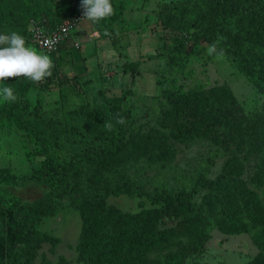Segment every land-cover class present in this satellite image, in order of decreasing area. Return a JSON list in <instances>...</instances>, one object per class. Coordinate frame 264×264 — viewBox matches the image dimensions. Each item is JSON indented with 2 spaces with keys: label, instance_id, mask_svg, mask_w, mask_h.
Listing matches in <instances>:
<instances>
[{
  "label": "trees",
  "instance_id": "1",
  "mask_svg": "<svg viewBox=\"0 0 264 264\" xmlns=\"http://www.w3.org/2000/svg\"><path fill=\"white\" fill-rule=\"evenodd\" d=\"M199 2L197 8L191 9V16L185 17L182 42L193 41L194 46L206 42L205 47L216 42L218 50L222 48L224 55L264 92V0ZM111 3L115 14L95 26L97 37H109L116 44L121 34L132 29L126 18L130 6L129 0H111ZM17 4L24 5L21 13L28 7L31 9L28 30L32 19L44 20L55 27L76 14H83L81 0H0V27L16 16ZM158 24L162 26L163 20ZM29 34L32 40L31 30ZM79 48L75 47V51ZM52 54L55 67L51 77L40 83L24 77L9 78L6 84L14 88L18 100L0 102V126L17 133L29 166L23 172L9 165L0 166V264H32L44 242H56L46 226L47 216L25 222L24 211L44 198L49 199L55 213L67 207L76 211L97 207L112 196L124 194L146 198L156 211L184 213L179 224L183 226L174 229L150 227L143 231L144 215L131 224V242L137 246L144 240V251L151 253L144 264H186L192 254L204 250L212 231L223 223L236 222L239 231H254L256 242L264 244V188L259 197L231 185L238 156L249 146L264 150L262 113L249 118L227 85L182 93L171 102L166 114L174 134L178 132L184 139H195L207 146L196 169L176 174L174 183L162 180L152 187L113 166L112 176L103 174L97 179L92 174L98 166L130 145L135 126L152 113L146 95L134 87L142 73L144 57L126 59L118 65L120 77L114 79L106 78L105 72L97 69L69 78L62 76L61 63ZM154 54L148 52L145 57L150 59ZM159 54H165L164 50ZM157 82L163 89V80ZM113 87L122 89L121 97L113 99L104 95L106 89ZM52 91L59 93L54 102L45 96ZM120 117L125 118V125L116 123ZM105 122L113 124L112 131L105 129ZM220 159H225L224 166L229 170L224 168L225 172L214 181L210 174ZM258 181L264 186V169L259 171ZM32 183L44 187L38 199H25L12 191ZM205 187L208 191L200 200ZM214 201L218 204L214 205ZM127 224L118 215L111 227L116 231ZM123 246L124 243L118 247L123 249ZM248 264H264V254Z\"/></svg>",
  "mask_w": 264,
  "mask_h": 264
},
{
  "label": "rangeland",
  "instance_id": "2",
  "mask_svg": "<svg viewBox=\"0 0 264 264\" xmlns=\"http://www.w3.org/2000/svg\"><path fill=\"white\" fill-rule=\"evenodd\" d=\"M199 4V0H129L126 18L132 29L121 34L116 44L109 37H97L95 23L84 18L73 33L74 39L81 45L77 52L70 45L52 52L61 63L62 76L69 78L76 73L97 69L104 71L106 78L114 79L120 77L118 65L126 59L144 57L142 73L136 78L134 87L138 93L146 95L152 113L135 126L130 145L100 164L93 177L100 179L103 174L112 176L113 166L152 187L162 180L174 183L176 174L193 172L208 148L195 139H184L178 132L174 134L166 114L171 102L182 93L227 85L249 118L253 115L254 118L258 112L264 115V92L258 90L252 77L244 74L225 55L219 59L209 56L208 47L204 46L206 42L200 46H194L193 41L182 42L185 17H190L191 9ZM21 6L24 5H16V16L0 27V34L15 31L25 37L26 46L51 56L32 43L30 28L28 30L31 9L28 7L21 13ZM161 20L164 22L162 26L158 24ZM145 25L150 28L145 30ZM159 50H164L165 54H159ZM148 52L155 53L153 58L145 57ZM90 77L87 79L90 80ZM160 78L163 89L157 82ZM104 95L117 99L122 96V89L108 88ZM45 96L54 102L59 93L46 92ZM25 157L17 133L0 126V166L9 165L15 171L23 172L29 168ZM225 164V159L218 160L210 174L211 179L216 181L225 170H229ZM233 168L236 172L231 185H236L238 191H250L254 196L261 197L264 186L259 185L258 174L264 169V150L247 147L238 156ZM12 191L25 199L35 200L41 197L44 187L32 183L24 188H12ZM207 191L208 187H205L200 200ZM167 211H156L146 198L128 194L112 196L97 207L82 211L67 207L59 213L54 212L48 198L40 199L33 208L24 211L25 222H32L40 215L47 216L46 226L56 242H44L32 264H144L151 253L144 251V240L137 246L131 242V224L144 215L143 231H148L150 227L174 229L183 226L179 224L184 219V213L174 211L170 214ZM118 215L128 224L117 227L115 231L111 225ZM239 228L236 222L216 227L204 250L192 254L186 264H248L264 254V244L256 242L252 235L254 231H239ZM122 243L123 249H119Z\"/></svg>",
  "mask_w": 264,
  "mask_h": 264
},
{
  "label": "clouds",
  "instance_id": "3",
  "mask_svg": "<svg viewBox=\"0 0 264 264\" xmlns=\"http://www.w3.org/2000/svg\"><path fill=\"white\" fill-rule=\"evenodd\" d=\"M81 7L84 18L93 23H99L115 14L111 0H81ZM222 39L218 37V40ZM207 54L219 59L224 57V50L222 48L218 50L217 43L214 42L208 47ZM54 67L51 57L26 46V39L21 34L15 31L0 34V102L15 103L18 100L14 88L6 84L9 78L24 77L40 83L52 76ZM116 123L125 125L126 120L120 117ZM104 127L107 131H112L114 126L110 122H105Z\"/></svg>",
  "mask_w": 264,
  "mask_h": 264
},
{
  "label": "built area",
  "instance_id": "4",
  "mask_svg": "<svg viewBox=\"0 0 264 264\" xmlns=\"http://www.w3.org/2000/svg\"><path fill=\"white\" fill-rule=\"evenodd\" d=\"M84 19L82 13L76 14L55 27H50L44 20H31L30 30L32 41L46 52L57 51L61 46L79 48L80 41L75 40L74 31L78 29L80 21Z\"/></svg>",
  "mask_w": 264,
  "mask_h": 264
}]
</instances>
